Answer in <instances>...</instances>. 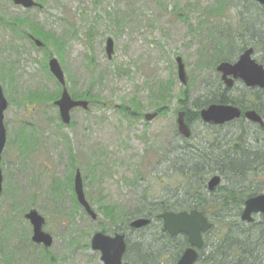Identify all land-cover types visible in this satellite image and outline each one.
Returning a JSON list of instances; mask_svg holds the SVG:
<instances>
[{
  "label": "rangeland",
  "instance_id": "obj_1",
  "mask_svg": "<svg viewBox=\"0 0 264 264\" xmlns=\"http://www.w3.org/2000/svg\"><path fill=\"white\" fill-rule=\"evenodd\" d=\"M34 2L36 7L24 9L0 0L1 20L24 22L14 30L0 26V84L8 101L0 160V250L6 245L17 250L15 264H98L79 250H91V237L101 229L108 235L122 232L124 212L133 208L144 190L155 200L170 198L181 186L177 172L200 142L219 131L220 139L245 142V148L253 143L245 134L254 132L250 137L260 138L261 133L245 122L219 130L193 115L192 139L184 140L176 129V113L183 106L195 111L196 99L205 101L224 92L213 64L215 47L208 21L233 24L237 11L210 16L207 10L215 0ZM34 28L44 35L37 36ZM107 40L112 41L111 58L105 51ZM177 56L185 66L186 85L177 78ZM51 58L60 65L68 93L89 103L88 111L70 113L69 125L62 124L54 106L60 92L48 70ZM254 58L264 64L263 54ZM245 90L237 82L225 95L242 96ZM156 111L157 118L144 120L146 113ZM76 170L97 215L95 221L73 201ZM246 180L239 188L261 186L264 178L251 175ZM229 186L223 180L219 189ZM105 206L121 214L111 218L105 215ZM29 209L45 219L43 230L53 240L50 248L30 241L31 226L24 219ZM122 233L128 250H136L137 244L147 250L150 230ZM1 258L0 264L11 259Z\"/></svg>",
  "mask_w": 264,
  "mask_h": 264
},
{
  "label": "trees",
  "instance_id": "obj_2",
  "mask_svg": "<svg viewBox=\"0 0 264 264\" xmlns=\"http://www.w3.org/2000/svg\"><path fill=\"white\" fill-rule=\"evenodd\" d=\"M215 2V5L207 10L210 16L234 9L237 11V20L233 24H223L215 20L208 21L211 23L208 34L211 39L213 38L212 43L215 47L216 59L213 64L216 65L220 61H233L249 46L253 47L255 54L264 55V10L253 0H215ZM15 22L21 23L19 20H13L6 25L12 27ZM34 33L39 37L44 35L35 28ZM219 84L221 85L220 80ZM226 91L229 90L225 89L213 99L205 101L196 99L192 104L195 111L183 106L187 123L189 124L192 115L199 119V110L211 103L232 104L242 110L254 109L264 119V90L246 89L242 96L236 97H227ZM71 96L77 97L73 93ZM125 110L127 111V109ZM242 121L240 120V122ZM251 127L255 129V133H264L263 128L254 125ZM217 133L216 136H210L208 141L200 142L198 148L193 149L192 152L188 150L191 155L185 166L182 167L184 171L177 172L181 178V186L170 198L166 196L155 200L145 193L146 190L143 191L133 208L129 212H124L126 227L122 231L131 230L128 226L130 220L150 219L152 221L150 226L139 230H150L151 232L148 235L150 237L147 250H172L174 259H176L188 246L186 237H169L162 229L160 222L155 219L159 213L165 211L197 209L214 224L213 229L205 236L199 263L264 264V218H261L259 223L252 225H244L236 221L245 199L264 190V181L260 183L261 186L239 188L241 184L247 182V177L251 175L253 177L261 175L264 178V136L250 137L254 132L247 133L245 136L252 138V145L245 148L244 142L241 143V148L232 149L231 144H238V140L230 138V140L224 141L220 139L222 136L220 131ZM238 139L240 140V137ZM232 150L237 154H232ZM214 174L221 176L222 180L230 182V186L218 188L216 190L219 192L218 195L213 200H207L208 195L212 196L215 193L209 194L206 191V181ZM104 213L110 215L111 218L121 214H117L112 206H105ZM153 226L155 227L151 229ZM101 231L105 232L106 229H101ZM211 238H214V241L210 242ZM207 247H210V250H206ZM6 248L10 249L6 245L4 250H0V259L4 261L1 257H11L9 264H14L19 252L14 248L5 250ZM135 248L144 251L140 244H137ZM3 251H5L4 254Z\"/></svg>",
  "mask_w": 264,
  "mask_h": 264
},
{
  "label": "water",
  "instance_id": "obj_3",
  "mask_svg": "<svg viewBox=\"0 0 264 264\" xmlns=\"http://www.w3.org/2000/svg\"><path fill=\"white\" fill-rule=\"evenodd\" d=\"M16 5H22L24 8L34 6L32 0H12ZM264 9V0H255ZM35 44L40 47L41 43L37 40ZM106 53L108 57L112 54V41L107 40ZM253 49L248 48L238 58L234 64L227 62L220 63L216 70L221 73V80L227 88H232L234 81L240 79L248 88L258 87L264 88V68L252 59ZM177 76L183 85L187 83V77L184 72V65L181 59L176 58ZM50 73L57 79L62 86L60 98L55 102L58 107L61 121L68 124L70 121L69 113L74 108L86 110L88 103L86 101H75L69 96L64 87V75L59 66L58 61L53 58L48 62ZM7 108V101L3 96L0 87V155L3 151L6 141V133L3 125V112ZM156 113L146 114V121H151L156 117ZM185 112L180 111L177 114V129L179 134L185 138H189L191 133L185 122ZM199 116L203 123L209 125H223L233 120L239 119L241 110L233 105L212 104L206 109L200 111ZM244 118L255 124L263 125L261 117L253 110L244 112ZM220 183V177L214 176L207 182L208 191H213ZM2 176L0 170V194L2 190ZM74 192L78 203L84 208L85 212L92 220L96 219V214L91 210L89 204L85 200L83 193L82 179L79 171H76L74 176ZM264 216V194L256 195L248 198L244 202L241 213V220L247 223L253 222L252 215ZM25 218L32 226V242L42 244L44 247H49L52 244V239L49 234L43 232L42 226L44 219L34 210H31L25 215ZM163 222V228L168 235L174 237L179 234H185L191 247L187 248L181 255L176 264H194L198 258L197 250L203 245L202 234H205L211 229L212 224L207 221L204 215L196 210L181 211V212H165L159 215ZM149 224L148 219H137L130 223V227L139 229ZM92 250H98L102 254L101 260L103 264H120L121 256L126 248L125 237L122 234H115L113 237L103 233H95L91 239Z\"/></svg>",
  "mask_w": 264,
  "mask_h": 264
},
{
  "label": "flooded vegetation",
  "instance_id": "obj_4",
  "mask_svg": "<svg viewBox=\"0 0 264 264\" xmlns=\"http://www.w3.org/2000/svg\"><path fill=\"white\" fill-rule=\"evenodd\" d=\"M214 128H219L220 130H222L225 128V126H219ZM127 240L128 239L126 237L125 242L126 247L128 249ZM79 252H81V254L83 255V257H85L86 260H90L91 262L97 261L98 264H103L101 261L102 254L99 251L79 250ZM180 256L181 254L176 257V259H174L172 250H158V252L157 250H124L121 256L120 264H176L177 261L180 259Z\"/></svg>",
  "mask_w": 264,
  "mask_h": 264
}]
</instances>
